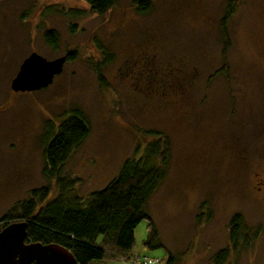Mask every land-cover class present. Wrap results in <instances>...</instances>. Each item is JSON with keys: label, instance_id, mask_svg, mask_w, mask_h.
Wrapping results in <instances>:
<instances>
[{"label": "rangeland", "instance_id": "374dc122", "mask_svg": "<svg viewBox=\"0 0 264 264\" xmlns=\"http://www.w3.org/2000/svg\"><path fill=\"white\" fill-rule=\"evenodd\" d=\"M135 1L97 14L84 0H0V219L55 185L43 173L45 124L78 112L89 133L59 169L76 183L72 198L139 158L151 131L168 139L165 178L147 205L161 247H144L143 219L132 253L215 264L224 250V264H264V0H149L145 12ZM31 52L66 61L48 86L13 91ZM118 255L90 264L129 260Z\"/></svg>", "mask_w": 264, "mask_h": 264}, {"label": "trees", "instance_id": "16d2710c", "mask_svg": "<svg viewBox=\"0 0 264 264\" xmlns=\"http://www.w3.org/2000/svg\"><path fill=\"white\" fill-rule=\"evenodd\" d=\"M92 12L104 14L117 0H84ZM135 8L145 12L150 8L149 0H136ZM230 11V10H229ZM229 13L222 19V31ZM44 39L52 47L57 46V35L47 31ZM70 54L67 55L69 58ZM47 134L43 149L45 176L54 180L55 185L30 191L29 197L14 208V212L0 219V229L8 223L25 220V242L42 244L57 243L69 250L77 264H90L104 259L114 250L132 258L134 229L143 219L147 220L148 236L143 243L145 248L161 247L147 213L148 202L166 171L164 161L168 154V139L158 131H151L152 139L145 143L139 158H127L117 174L102 188L84 198L71 197L74 180L59 176V169L66 163L72 152L89 133V126L83 115L73 112L59 125L52 121L45 124ZM159 161V162H157ZM56 190L55 196H51ZM230 241L234 246L240 238V216L235 215L230 222ZM150 257V256H148ZM228 253L222 250L215 256V264H224ZM151 258V257H150ZM163 261L162 259H160ZM139 264H154L139 263ZM165 264H175L174 258L166 254Z\"/></svg>", "mask_w": 264, "mask_h": 264}, {"label": "water", "instance_id": "95a60500", "mask_svg": "<svg viewBox=\"0 0 264 264\" xmlns=\"http://www.w3.org/2000/svg\"><path fill=\"white\" fill-rule=\"evenodd\" d=\"M65 56L47 60L31 52L11 82L13 91H35L48 86L62 71ZM26 221L8 223L0 229V264H77L67 248L57 243L25 242Z\"/></svg>", "mask_w": 264, "mask_h": 264}, {"label": "built area", "instance_id": "2783aa9c", "mask_svg": "<svg viewBox=\"0 0 264 264\" xmlns=\"http://www.w3.org/2000/svg\"><path fill=\"white\" fill-rule=\"evenodd\" d=\"M152 259L148 256H139V255H134L130 260L126 262V264H139V263H149L151 262Z\"/></svg>", "mask_w": 264, "mask_h": 264}]
</instances>
